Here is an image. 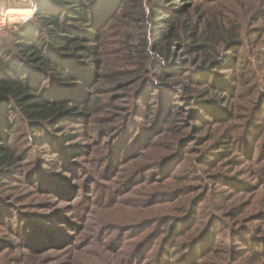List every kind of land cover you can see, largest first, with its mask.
Instances as JSON below:
<instances>
[{"label":"rangeland","instance_id":"obj_1","mask_svg":"<svg viewBox=\"0 0 264 264\" xmlns=\"http://www.w3.org/2000/svg\"><path fill=\"white\" fill-rule=\"evenodd\" d=\"M16 1L2 7L7 17L28 4ZM192 6L232 19L242 31L237 80L224 103L230 118L209 132L202 119L216 120L182 96H175L172 127L135 117L157 128L147 154L159 162L136 158L114 183L100 159L109 147L92 134L113 119L129 124L137 93L159 87V74L146 86L90 88L91 99L77 98L86 107L81 118L66 120L53 144L19 128L9 140L16 174L0 173V205L7 202L13 220L12 228L0 225V264H264V0ZM231 123L239 126L229 132ZM181 144L183 154H176Z\"/></svg>","mask_w":264,"mask_h":264},{"label":"trees","instance_id":"obj_2","mask_svg":"<svg viewBox=\"0 0 264 264\" xmlns=\"http://www.w3.org/2000/svg\"><path fill=\"white\" fill-rule=\"evenodd\" d=\"M34 1L37 9L28 21L9 25L10 30L0 34V173L4 178L16 174L12 168L18 164L17 153L9 140L19 128L26 125L41 143L53 144L50 140L61 135L54 133L66 120L81 118L86 107L79 106L77 98L87 102L93 94L89 89L99 90L105 84L146 86L159 74V87L151 84L147 94L137 93L141 101L131 110L129 124L113 119L92 134L96 140L105 139L109 147L100 159L111 183L123 165L136 158L151 165L159 162L147 154L156 135L149 133L157 128L135 117L149 121L152 116L160 127L166 123L172 127L175 96H182L196 101L216 120L201 118L209 124V132L214 124L222 126L230 118L224 103L227 92L234 90L232 81L237 80L235 49L243 44L242 31L232 19L192 6L205 0ZM199 108L194 112L199 114ZM231 124L229 132L239 126ZM204 127L195 125L198 132ZM184 148L181 144L174 151L183 154ZM6 207L7 202L0 205V225L12 228ZM191 212L189 216L194 215ZM20 238L27 244V236Z\"/></svg>","mask_w":264,"mask_h":264},{"label":"built area","instance_id":"obj_3","mask_svg":"<svg viewBox=\"0 0 264 264\" xmlns=\"http://www.w3.org/2000/svg\"><path fill=\"white\" fill-rule=\"evenodd\" d=\"M37 3L35 1H29L27 6L21 7L19 9H13L11 17H7L2 10H0V28L6 25L22 24L28 21L36 12ZM8 13V12H7Z\"/></svg>","mask_w":264,"mask_h":264},{"label":"crops","instance_id":"obj_4","mask_svg":"<svg viewBox=\"0 0 264 264\" xmlns=\"http://www.w3.org/2000/svg\"><path fill=\"white\" fill-rule=\"evenodd\" d=\"M23 2L25 0H22ZM29 1H34V0H28ZM17 1L16 0H0V9L2 10V7H11L13 4H15Z\"/></svg>","mask_w":264,"mask_h":264},{"label":"water","instance_id":"obj_5","mask_svg":"<svg viewBox=\"0 0 264 264\" xmlns=\"http://www.w3.org/2000/svg\"><path fill=\"white\" fill-rule=\"evenodd\" d=\"M13 25H18V24H15V23H14Z\"/></svg>","mask_w":264,"mask_h":264}]
</instances>
